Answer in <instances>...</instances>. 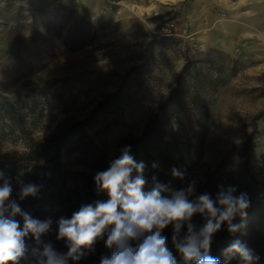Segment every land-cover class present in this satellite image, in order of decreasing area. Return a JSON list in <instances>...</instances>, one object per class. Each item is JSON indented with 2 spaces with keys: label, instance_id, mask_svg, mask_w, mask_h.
Segmentation results:
<instances>
[{
  "label": "rangeland",
  "instance_id": "obj_1",
  "mask_svg": "<svg viewBox=\"0 0 264 264\" xmlns=\"http://www.w3.org/2000/svg\"><path fill=\"white\" fill-rule=\"evenodd\" d=\"M33 7L45 10L35 25ZM187 62V97L165 123V143L155 152L170 171L187 173L173 187L195 179L196 194L214 197L220 184L237 188L245 161L264 185V0H0V100L23 117L0 139L13 176L28 182L37 166L48 164L26 158L34 142L50 150L106 93L117 85L124 92L118 110L98 115L62 143L55 181H31L42 189L26 198L28 212L53 218L44 239L58 252L67 247L56 240L55 220L71 216L84 180L141 133ZM195 95L203 98L198 104ZM254 125L247 158L243 143ZM194 222L202 221L196 216ZM164 234L170 247L171 227ZM106 252L98 241L75 264H98Z\"/></svg>",
  "mask_w": 264,
  "mask_h": 264
},
{
  "label": "clouds",
  "instance_id": "obj_2",
  "mask_svg": "<svg viewBox=\"0 0 264 264\" xmlns=\"http://www.w3.org/2000/svg\"><path fill=\"white\" fill-rule=\"evenodd\" d=\"M145 169V163L131 154V146H124L105 170L97 171L95 187L107 199L83 203L70 217L55 220L56 240L67 247L61 253L44 239L53 231V218L34 217L20 205L26 198L38 197L42 185L25 182L18 173L12 176L10 165L0 168V264H69L70 260L75 264L93 254L101 240L107 252L98 264H178L164 234L169 227L171 245L182 264H228L233 258L239 264H256L259 256L240 239L222 250L223 262L211 255L218 232L226 227L234 234L245 228L234 221L247 216V193L237 195L235 186L220 184L214 197L196 194L195 179L177 189L153 176L149 185ZM171 175L183 181L187 173L173 168ZM196 216L201 223L194 222Z\"/></svg>",
  "mask_w": 264,
  "mask_h": 264
},
{
  "label": "trees",
  "instance_id": "obj_3",
  "mask_svg": "<svg viewBox=\"0 0 264 264\" xmlns=\"http://www.w3.org/2000/svg\"><path fill=\"white\" fill-rule=\"evenodd\" d=\"M21 8V7H20ZM29 16L31 18V25L36 24L37 13L43 12L40 7L29 8ZM67 14L74 13L72 10L66 8ZM20 10L13 14L15 20V27H19ZM193 65V64H192ZM191 68L188 62L185 63L175 79L173 88L168 92L166 97L159 103L153 115L145 123L143 130L137 136L131 137L126 146H131V154L137 162L143 161L146 165L145 176L149 180L151 185V178L156 176L158 181L164 184H171L174 186V178L171 175L169 167L164 165V162H159L155 152L165 143V123L176 117L183 104V100L187 97L186 74ZM203 98L195 95L192 96V100L199 103ZM124 101V92L121 85L115 86L110 92L106 93L92 108V110L84 117L73 121L64 130L59 137L57 145L46 150L44 144L41 142H34L26 153L27 159H35L43 157L48 160V164L44 166H37L35 172L31 175V182L33 179L55 181L57 174L61 171L62 162L60 159V147L69 137L78 134L98 115L109 113L118 110ZM23 124V117L18 116L14 109L6 102L0 100V139L4 137L9 130L13 129V125ZM21 126V125H20ZM256 133V126L249 133L247 139L243 145L245 148L246 156L249 157V150L253 146V137ZM120 155L117 154L113 159ZM9 154L0 151V168L8 165ZM112 159V160H113ZM156 163L157 168H152V164ZM10 173L13 176L14 170L10 168ZM39 182V181H38ZM38 182H35L36 184ZM39 184V183H38ZM84 196L79 206L83 203H94L97 200H106V193H98L95 184L94 177H90L83 182ZM240 192L247 193L250 199V207L247 209V216L242 221L240 217H237L234 223H244L245 228L234 234L227 232L226 227L224 230L218 232L213 239L211 245V255L217 256L223 262L225 258L221 255V252L232 241L240 239L247 246L254 250L255 254L259 256V260L256 264H264V185L255 178L254 174L250 172L248 162L243 164V175L241 180L237 184V195ZM13 198H16V190L13 193ZM21 207L29 211L27 206V200L20 202ZM76 209V210H77ZM52 239L50 238V241ZM174 255H178L177 250L170 245ZM182 264V262L180 263ZM228 264H239L238 258L231 259Z\"/></svg>",
  "mask_w": 264,
  "mask_h": 264
}]
</instances>
